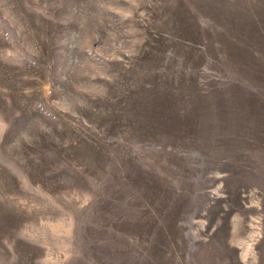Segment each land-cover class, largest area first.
I'll list each match as a JSON object with an SVG mask.
<instances>
[{
    "label": "rangeland",
    "instance_id": "rangeland-1",
    "mask_svg": "<svg viewBox=\"0 0 264 264\" xmlns=\"http://www.w3.org/2000/svg\"><path fill=\"white\" fill-rule=\"evenodd\" d=\"M0 264H264V0H0Z\"/></svg>",
    "mask_w": 264,
    "mask_h": 264
}]
</instances>
